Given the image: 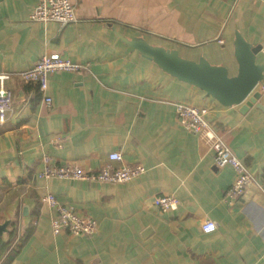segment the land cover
Returning a JSON list of instances; mask_svg holds the SVG:
<instances>
[{
    "label": "crops",
    "instance_id": "crops-1",
    "mask_svg": "<svg viewBox=\"0 0 264 264\" xmlns=\"http://www.w3.org/2000/svg\"><path fill=\"white\" fill-rule=\"evenodd\" d=\"M39 1L0 0V73L50 53L90 69L51 74V104L36 83L16 74L6 80L14 98L0 121V224L13 221L4 239L16 225L26 237L11 264H264L261 85L262 107L224 106L119 35L205 56L236 75L237 31L263 45L257 61L264 64V0H81L78 20L66 26L33 20ZM177 101L208 106L213 125L256 175L242 197L227 199L235 168L217 164L209 141L181 125ZM114 151L146 171L120 183L39 176L44 154L97 170ZM48 192L95 217L98 231L54 233L55 210L42 201ZM162 193L176 195L179 206L162 211L154 204ZM209 218L217 228L205 232Z\"/></svg>",
    "mask_w": 264,
    "mask_h": 264
},
{
    "label": "built area",
    "instance_id": "built-area-1",
    "mask_svg": "<svg viewBox=\"0 0 264 264\" xmlns=\"http://www.w3.org/2000/svg\"><path fill=\"white\" fill-rule=\"evenodd\" d=\"M81 0H40L31 13L35 21H56L62 26L78 20L77 3ZM90 69L89 63H81L64 57L61 53L44 54L34 66L18 73H0V121L5 122L12 110L13 92L6 86V80L12 75H18L25 82H33L39 85L45 92L44 99L48 104L52 103V97L46 94L49 87L51 74L60 71L85 72ZM264 90V85L259 83L257 89ZM177 115L181 125L192 132L205 137L215 154V161L221 166L231 165L236 170V178L227 190V199L231 202L242 197L247 188L258 183L256 175L248 165L234 152L229 142L221 135L219 130L211 122L208 106H199L187 101L175 102ZM43 168L39 172L42 178H64L70 180H87L108 183L126 182L142 175L146 171L142 163H127L120 151L110 154V161L103 164L97 170L86 169L80 163L67 161L58 163L50 154H44L41 158ZM113 161L120 162L115 165ZM42 201L50 205L55 213L51 218L54 233L68 232L77 235H93L98 231V220L87 214L80 213L74 205L61 203L54 193L48 192L42 196ZM154 204L162 211L176 209L179 199L170 193L158 194L154 197ZM202 228L205 232L216 230L217 222L207 219Z\"/></svg>",
    "mask_w": 264,
    "mask_h": 264
},
{
    "label": "water",
    "instance_id": "water-1",
    "mask_svg": "<svg viewBox=\"0 0 264 264\" xmlns=\"http://www.w3.org/2000/svg\"><path fill=\"white\" fill-rule=\"evenodd\" d=\"M133 49L153 59L164 71L181 81L195 85L224 106L242 104L241 111L253 105L261 106V91L257 85L264 80V64L257 61L263 45H253L240 31L236 32L235 55L239 63L238 73L231 75L227 66L214 64L205 56L198 60L184 57L178 48H169L149 42L145 37L128 38L119 33ZM27 208V207H25ZM12 219L0 224V237L9 230Z\"/></svg>",
    "mask_w": 264,
    "mask_h": 264
},
{
    "label": "trees",
    "instance_id": "trees-1",
    "mask_svg": "<svg viewBox=\"0 0 264 264\" xmlns=\"http://www.w3.org/2000/svg\"><path fill=\"white\" fill-rule=\"evenodd\" d=\"M21 233L16 225L8 239L0 237V264H11L14 257L18 254L25 237L24 233Z\"/></svg>",
    "mask_w": 264,
    "mask_h": 264
}]
</instances>
